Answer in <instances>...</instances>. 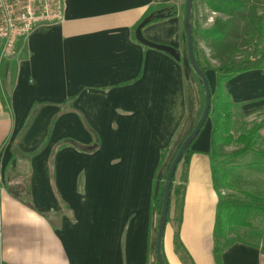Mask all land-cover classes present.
Wrapping results in <instances>:
<instances>
[{"label":"crops","instance_id":"crops-1","mask_svg":"<svg viewBox=\"0 0 264 264\" xmlns=\"http://www.w3.org/2000/svg\"><path fill=\"white\" fill-rule=\"evenodd\" d=\"M64 1L61 23L38 27L16 57L0 60V264H158L154 203L203 106L189 60L186 0ZM163 5L178 15L143 33L175 48L179 60L134 34ZM204 14L209 30L224 16L195 0L196 43L205 41L197 23ZM207 77L216 91L217 73ZM224 90L234 119L264 111V72L238 75ZM88 126L100 138L95 152ZM212 130L210 120L179 167L184 201L174 199L170 209L167 264H218ZM231 242L221 264H264L258 245Z\"/></svg>","mask_w":264,"mask_h":264},{"label":"trees","instance_id":"trees-1","mask_svg":"<svg viewBox=\"0 0 264 264\" xmlns=\"http://www.w3.org/2000/svg\"><path fill=\"white\" fill-rule=\"evenodd\" d=\"M205 3L214 12L220 13L229 18H235V20L237 19L241 20L240 22H237L238 24L245 22L243 20L249 18V16L252 15L251 12L254 11V6L252 5L255 4L253 0H206ZM159 11H163L164 18L156 19L152 23L161 21L163 19L176 17L178 15V10L174 5H163L156 8H152L146 14L144 19L135 27L134 34L136 33V30L139 27V25L146 18H148L152 14H156ZM241 16L243 17L242 19ZM183 18H185V8L183 12ZM260 20L263 22L264 17L261 18ZM262 22H259V26L262 24ZM228 24H229L228 22L224 23V21L218 20L214 28L203 33L206 34V36L208 37L207 40L224 42V40L227 37V31L229 30ZM246 27H250V25L246 24ZM238 30L240 31V28ZM257 31L260 32L261 36H263L264 26H262L261 30H259L257 27ZM194 49H195V56L197 59V63L199 67L202 69V71L206 75L208 71H214L217 73V86L215 92L212 89V93H213L212 108L208 119V121L211 120L213 124V130H212L213 159H214V149L217 143H221L226 146L235 144L238 145L240 148L235 152L234 158L244 157L247 154L249 155L253 154V156L257 157L258 159L255 162L249 163L248 164L250 165L249 167L256 166V168H264V151H263L264 149L261 150L260 147L261 145L260 143L264 142L261 140L260 137V131L264 128V120L259 123H254L251 129H248L247 131L241 133L238 137L235 138V136H233L232 133V127L234 124L233 110L236 107V105L232 102L230 95L227 94L224 90L225 83L237 77L238 75L251 71L264 72V51L252 52L246 55L245 57L238 59H231L225 63H221V65H219L218 67H214L210 63L207 62L203 63L199 60L197 53L198 47L195 39H194ZM196 78L201 87L202 95H203V106H202V114H203L205 108V90L200 80V77L197 74H196ZM202 114L200 116V119L202 117ZM88 129L93 134L94 139L96 140L95 142L96 144L93 146L90 152H95L101 146L100 138L93 133L92 129L89 126ZM65 146L66 145L64 143H61L60 145H58L57 151H59ZM73 146H75L77 149H81V147L76 143H73ZM190 149L191 147L187 150L174 176L169 215L173 200L175 198L180 196L182 202L184 201L185 186L183 184H179V182L177 181V173L183 161L185 164H187V159L191 154ZM164 160H165V151L162 152L161 164L164 162ZM167 174L163 181L159 195L154 203V206L159 216L161 215V211L163 207L165 181L167 178ZM213 174L215 176V167ZM228 179L229 176L227 177L226 174L223 175L221 180L224 183L222 184L226 189H231L230 184L229 185L227 184ZM214 187L216 191L219 193V198H220L217 209V218H216V226H215V236L218 241L226 240L228 237V233L233 232L238 228H251L253 226V222H252L253 219H255L259 215L264 214V198L250 193H244L245 199L243 200L237 198H225L220 192L222 190V186L218 184L215 177H214ZM230 244H232V242H226L222 246L218 244L216 248V260L218 264H221L223 251ZM176 249L178 250V252H182V253L186 251L184 246L181 244L178 236H176ZM162 252H163L164 261L167 264L164 256V251L162 250ZM184 259L188 260V257L184 256Z\"/></svg>","mask_w":264,"mask_h":264},{"label":"rangeland","instance_id":"rangeland-1","mask_svg":"<svg viewBox=\"0 0 264 264\" xmlns=\"http://www.w3.org/2000/svg\"><path fill=\"white\" fill-rule=\"evenodd\" d=\"M202 3L206 0H200ZM254 11L249 18L244 19L243 23L238 24L241 20L235 18H229L227 16H221L218 20L229 23V30L227 31V37L224 42L207 40L206 34L203 33L202 38L205 41L197 42L198 51L200 53L201 61L210 63L212 66H219L221 63H225L231 59H238L245 57L252 52L264 51V35L261 36L257 31L264 26L260 20L264 17V0H253ZM212 11V10H211ZM211 14V12L209 11ZM246 16V15H245ZM204 17V18H203ZM200 21L201 32L209 31L206 26L207 17L204 14ZM243 17L241 16V19ZM211 25L212 28L215 27ZM259 22L262 24L259 26ZM250 25V27H246ZM210 27V26H209ZM240 28V31L238 30ZM215 91V90H213ZM235 111V110H234ZM264 120V111L251 117L244 118L242 116H236L232 127L233 136L238 137L241 133H244L248 129L252 128L254 123H259ZM262 145V143H260ZM240 147L238 145L226 146L221 143H217L214 149V167H215V179L220 186H222L221 194L225 198H237L245 199L244 193H250L264 198V168L249 167V163L257 161V157L253 155L248 157L234 158L235 152ZM264 147L261 148L263 150ZM264 151V150H263ZM182 174V173H181ZM229 176L227 184L231 186V189H226L221 179L223 175ZM181 184V181H179ZM180 196L175 198L179 200ZM253 226L251 228H238L233 232L228 233V237L224 241H220L223 245L226 242L235 240L244 241L247 243H253L258 245L264 250V214L257 216L253 219Z\"/></svg>","mask_w":264,"mask_h":264},{"label":"water","instance_id":"water-1","mask_svg":"<svg viewBox=\"0 0 264 264\" xmlns=\"http://www.w3.org/2000/svg\"><path fill=\"white\" fill-rule=\"evenodd\" d=\"M194 1L195 0H186L184 27H185V33H186V38H187L190 63L195 73L200 77V80L205 90V108H204L202 117L199 120L196 127L194 128L193 132L188 136V138L183 142V144L177 151L170 165L168 174H167V178L165 181L163 207H162V211L160 215L159 230H158V236H157V242H156L158 264H166L164 261L162 250H163L164 235H165V231H166V227L168 223V217H169V208H170V200H171V192H172L174 176L187 150L195 142V140L198 138V136L200 135V133L206 126V123L208 122L211 108H212V95H213L212 88H211L207 75L199 67L196 56H195L194 35H193V25H192V13H193ZM160 18H164L163 11H159L156 14H152L148 18H146L137 28L136 38L145 47L170 54L171 56L179 60L180 56L175 48L171 46L154 43L148 40L147 38H145L144 36V33H143L144 29L148 25H150L154 20L160 19Z\"/></svg>","mask_w":264,"mask_h":264},{"label":"built area","instance_id":"built-area-1","mask_svg":"<svg viewBox=\"0 0 264 264\" xmlns=\"http://www.w3.org/2000/svg\"><path fill=\"white\" fill-rule=\"evenodd\" d=\"M64 15V0H0V60L16 57L19 43L40 26L61 23Z\"/></svg>","mask_w":264,"mask_h":264}]
</instances>
